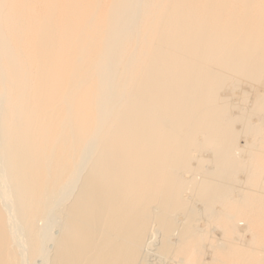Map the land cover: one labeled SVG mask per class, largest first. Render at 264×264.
Here are the masks:
<instances>
[{"label": "bare ground", "instance_id": "obj_1", "mask_svg": "<svg viewBox=\"0 0 264 264\" xmlns=\"http://www.w3.org/2000/svg\"><path fill=\"white\" fill-rule=\"evenodd\" d=\"M0 264H264V0H0Z\"/></svg>", "mask_w": 264, "mask_h": 264}]
</instances>
